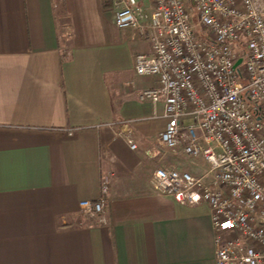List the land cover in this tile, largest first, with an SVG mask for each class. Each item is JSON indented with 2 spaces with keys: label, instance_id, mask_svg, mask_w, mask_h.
<instances>
[{
  "label": "crops",
  "instance_id": "0c3cea01",
  "mask_svg": "<svg viewBox=\"0 0 264 264\" xmlns=\"http://www.w3.org/2000/svg\"><path fill=\"white\" fill-rule=\"evenodd\" d=\"M105 2L0 0V264H215L209 208L151 183L206 164L154 146L163 106L137 95L156 79L134 72L150 46ZM103 179L104 211L85 216Z\"/></svg>",
  "mask_w": 264,
  "mask_h": 264
},
{
  "label": "built area",
  "instance_id": "2783aa9c",
  "mask_svg": "<svg viewBox=\"0 0 264 264\" xmlns=\"http://www.w3.org/2000/svg\"><path fill=\"white\" fill-rule=\"evenodd\" d=\"M107 1L115 26L150 46L134 72L156 79L137 95L163 106L154 146L206 164L199 175L157 167L154 192L209 208L215 264H264V0H150L148 14L140 0ZM107 190L103 179L97 200L79 202L85 216L104 211Z\"/></svg>",
  "mask_w": 264,
  "mask_h": 264
},
{
  "label": "rangeland",
  "instance_id": "374dc122",
  "mask_svg": "<svg viewBox=\"0 0 264 264\" xmlns=\"http://www.w3.org/2000/svg\"><path fill=\"white\" fill-rule=\"evenodd\" d=\"M142 1H143V0H140V5H141V6H142V4H141ZM198 171H199V172H198ZM203 171H204V170H203L200 166H199V167L197 166V172H198L197 174H198V175L201 174Z\"/></svg>",
  "mask_w": 264,
  "mask_h": 264
},
{
  "label": "trees",
  "instance_id": "16d2710c",
  "mask_svg": "<svg viewBox=\"0 0 264 264\" xmlns=\"http://www.w3.org/2000/svg\"><path fill=\"white\" fill-rule=\"evenodd\" d=\"M106 0H103V8H106L107 7V5H106V2H105Z\"/></svg>",
  "mask_w": 264,
  "mask_h": 264
},
{
  "label": "water",
  "instance_id": "95a60500",
  "mask_svg": "<svg viewBox=\"0 0 264 264\" xmlns=\"http://www.w3.org/2000/svg\"><path fill=\"white\" fill-rule=\"evenodd\" d=\"M239 64H240V60H238V61L236 62V66L239 65Z\"/></svg>",
  "mask_w": 264,
  "mask_h": 264
}]
</instances>
